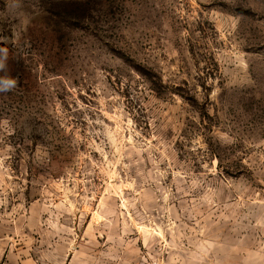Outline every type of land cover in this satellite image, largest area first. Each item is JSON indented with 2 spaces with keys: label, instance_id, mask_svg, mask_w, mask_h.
<instances>
[{
  "label": "rangeland",
  "instance_id": "374dc122",
  "mask_svg": "<svg viewBox=\"0 0 264 264\" xmlns=\"http://www.w3.org/2000/svg\"><path fill=\"white\" fill-rule=\"evenodd\" d=\"M0 264H264V0H0Z\"/></svg>",
  "mask_w": 264,
  "mask_h": 264
},
{
  "label": "clouds",
  "instance_id": "9594fccd",
  "mask_svg": "<svg viewBox=\"0 0 264 264\" xmlns=\"http://www.w3.org/2000/svg\"><path fill=\"white\" fill-rule=\"evenodd\" d=\"M5 52V57L0 60V70L6 68L7 52ZM18 86V78H13L9 76L0 77V92H8L14 90Z\"/></svg>",
  "mask_w": 264,
  "mask_h": 264
}]
</instances>
